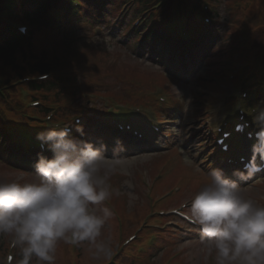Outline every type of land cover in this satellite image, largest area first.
<instances>
[{"label":"clouds","instance_id":"9594fccd","mask_svg":"<svg viewBox=\"0 0 264 264\" xmlns=\"http://www.w3.org/2000/svg\"><path fill=\"white\" fill-rule=\"evenodd\" d=\"M255 122L252 155L247 162L241 158L242 169H233L236 179L213 168L179 206L185 219L200 227V243L208 256L215 254V264H264V205L240 183L264 171V108ZM36 139L52 155L38 154L35 178L0 175V235L11 237L19 250L17 264H32L34 258L36 264H55L60 241L87 242L94 258H110V241L101 236L113 212L102 205L113 194L108 177L115 162L106 157L104 145L71 137L69 126H52Z\"/></svg>","mask_w":264,"mask_h":264},{"label":"rangeland","instance_id":"374dc122","mask_svg":"<svg viewBox=\"0 0 264 264\" xmlns=\"http://www.w3.org/2000/svg\"><path fill=\"white\" fill-rule=\"evenodd\" d=\"M219 3V13L223 14V10H225L226 3L229 0H215ZM263 7H259L261 10ZM111 13L117 14V10H113ZM240 11L235 12V18H239V26L243 25L241 22L242 17H246L248 20L251 19V12L247 9L244 10V16H239ZM96 22L97 26H99L101 31H97V33L103 34V38L95 39L93 41H87L81 43L79 46H82V49L77 53V66L82 67L85 62H89L93 65V67H100L102 70V74L109 72L110 76L104 78L106 81L107 88L106 90H112L108 88L109 86L114 85L117 82L116 74L120 73L123 75L125 72L134 73L136 77H143V75H155L158 73H162L164 67L156 62L149 61L146 55H140L141 52H137L135 47L133 46V41L130 38H126L123 35H120L119 26L114 27L112 26L111 22L105 23L104 20ZM232 35L236 32L234 28L232 29ZM259 43H263V40H260L259 37L256 39ZM89 45H85L88 44ZM256 43V45H259ZM77 47V49H78ZM54 51L62 58L68 56L66 50H64L61 46L56 45L54 46ZM216 53V52H214ZM213 53V54H214ZM76 60V55L72 61ZM71 61H64L62 60L59 65H64L66 63H70ZM212 61H208L207 65H211ZM215 64V63H214ZM213 64V65H214ZM204 65V64H203ZM217 66V64H215ZM214 69V66H212ZM210 70L209 68H205V65L200 68L197 75H195L190 82L186 84L180 83H170L168 84L171 89L173 90L175 95L178 97L181 95L184 96L183 105L185 107V116L183 120L180 122L183 129H181V136L178 142L174 145L175 147L184 148L186 151V155H190L191 153H201L204 150L203 144H199V139L197 138L201 135V121H195L194 118L199 114L200 106L196 103L198 99L195 97L198 93L197 90L199 89L198 83L200 82L201 76L208 73ZM116 78V80L114 79ZM202 89V88H201ZM16 90V89H15ZM206 92V91H205ZM207 93V92H206ZM194 107H196L194 109ZM183 136H185L183 138ZM201 146V147H200ZM189 150V151H187ZM106 157L110 161L115 162V168H119L124 175H127V179L124 180V187L121 189L122 194L125 195L129 204V210L124 211L119 208V212H126L132 216H139L143 211H145L146 199L139 198L140 193L138 190L140 189L137 185H134L133 180V169L134 168H148V166L152 165V156L149 153L141 154V155H134L129 158L125 159H117L114 155L109 153L106 154ZM198 157V156H197ZM197 157L193 156L196 160ZM23 173L26 178L32 179L31 174L29 171L23 167H14L8 164L0 165V175L3 174H19ZM202 172L198 171L192 162L188 161V168L183 170V179L177 182L182 189L186 188L187 186L191 189H195L199 186V180ZM143 179L142 175H140ZM247 194L257 201V194L262 192L261 190L255 188L246 189ZM173 234L167 232L168 237L164 239L167 243L171 241V243H167V250L166 253H163L159 256L155 255V258L152 260L149 259L150 264H175V260L177 264H215V254L208 256L206 250L204 249L203 245L200 243V234L195 237L193 233L190 236L194 237H186L184 234H179L177 231H172ZM182 235V236H180ZM115 232H114V224L112 219L110 218L109 221L106 223L104 229H102V236L101 239L109 240L111 244V257L110 258H100L96 259L93 257V250L84 242L81 244L80 250L78 254L75 252L67 253L63 246H58L56 248V260L55 264H105L109 260H116L118 256L119 248L121 247V243L118 240H115ZM180 237V238H179ZM11 237L0 235V262L3 260V253L5 250V240H10ZM179 238V240H178ZM184 248V255L177 256L176 252L172 251L175 248ZM175 257V260L173 257ZM205 256L204 261L202 258ZM159 257V258H158ZM114 258V259H113ZM181 258L186 260V263L181 262ZM123 257H121V260ZM32 264H36L35 258L32 261ZM109 264H112L111 262ZM124 264V263H123Z\"/></svg>","mask_w":264,"mask_h":264},{"label":"trees","instance_id":"16d2710c","mask_svg":"<svg viewBox=\"0 0 264 264\" xmlns=\"http://www.w3.org/2000/svg\"><path fill=\"white\" fill-rule=\"evenodd\" d=\"M27 1L31 6L37 7V9H36L37 12H40V10L44 9V5H45L44 1H40L38 4L35 0H27ZM15 43L16 42H9V44H7V46H9L11 49L15 45ZM13 50L14 49H12L10 52H7V51H4V49H2V50L0 49V56L3 58L11 60L12 56H13ZM35 68L40 69V70H45L44 65L35 66Z\"/></svg>","mask_w":264,"mask_h":264}]
</instances>
